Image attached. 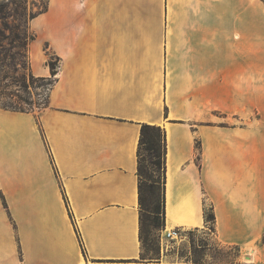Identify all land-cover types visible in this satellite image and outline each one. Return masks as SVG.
I'll list each match as a JSON object with an SVG mask.
<instances>
[{
	"label": "crops",
	"instance_id": "0c3cea01",
	"mask_svg": "<svg viewBox=\"0 0 264 264\" xmlns=\"http://www.w3.org/2000/svg\"><path fill=\"white\" fill-rule=\"evenodd\" d=\"M30 21L48 106L0 107V264H195L145 259L143 124L165 132V227L207 229L264 264V126L254 116L264 0H48ZM200 143V148L197 144Z\"/></svg>",
	"mask_w": 264,
	"mask_h": 264
},
{
	"label": "rangeland",
	"instance_id": "374dc122",
	"mask_svg": "<svg viewBox=\"0 0 264 264\" xmlns=\"http://www.w3.org/2000/svg\"><path fill=\"white\" fill-rule=\"evenodd\" d=\"M48 0H0V13L6 15L4 20L8 24L9 29H16L20 33H27L30 37L32 30L30 29V21L32 17L47 7ZM4 23L1 22L2 27ZM9 33V32H8ZM31 50V47H30ZM39 59H47L59 65V59L46 46L40 49ZM31 56V51H30ZM50 68V67H49ZM255 95L252 97L255 103L254 116L257 128L264 126V59H256L255 64ZM39 87L35 85L28 89L27 97L31 99L33 105L26 106L32 112L48 106V97L51 85L39 83ZM160 164L156 166L153 162L156 158L146 147L141 151V165L145 176L149 179L144 185L143 195L149 211L143 212V231L142 244L143 256L145 259L156 260L158 258L170 257L176 262H198L201 264H217L227 263L236 260L237 250L233 247L222 245L212 228L207 227L203 230L181 229V239L168 241L165 237L169 228L165 227L163 216L164 202V143L160 145ZM158 181V185H152L151 181ZM160 207V216L156 224L152 221L150 211L155 206ZM196 264V263H195Z\"/></svg>",
	"mask_w": 264,
	"mask_h": 264
},
{
	"label": "trees",
	"instance_id": "16d2710c",
	"mask_svg": "<svg viewBox=\"0 0 264 264\" xmlns=\"http://www.w3.org/2000/svg\"><path fill=\"white\" fill-rule=\"evenodd\" d=\"M48 6L41 10L38 14L32 17L35 18L37 15L46 12ZM6 15L0 13V107L18 112H32L30 108L26 106H32L33 102L27 97L29 94L28 89L39 83L44 85H54L57 74L58 65L53 62H48L50 67V77H37L32 72L31 56H30V45L35 40L36 35L32 32L29 37L27 33H20L18 30L9 29L8 24L4 23ZM1 22L4 23L2 27ZM9 32V33H8ZM58 60V59H57ZM50 88V89H51ZM164 143V171H165V132L161 127L143 124L141 128V135L139 140V202L141 209V224L143 231V212L149 211L144 200L143 189L145 183L148 182V178L145 176L142 165H141V151L146 147V150L156 158L153 162L156 166L160 164V145ZM197 148H200V143L197 144ZM152 185L157 186L158 181H151ZM160 207L155 206L151 212L152 221L156 224L161 214ZM163 216L165 223V207L163 202ZM205 222L207 227L212 228L215 232V215L213 207H209L205 212ZM142 238V232H141ZM237 250V249H236ZM238 252V250H237ZM238 255V254H237ZM235 260H232L233 262ZM196 264H201L195 262Z\"/></svg>",
	"mask_w": 264,
	"mask_h": 264
},
{
	"label": "built area",
	"instance_id": "2783aa9c",
	"mask_svg": "<svg viewBox=\"0 0 264 264\" xmlns=\"http://www.w3.org/2000/svg\"><path fill=\"white\" fill-rule=\"evenodd\" d=\"M165 237L167 238L168 241L180 240L182 238L181 231L180 229H171L169 231H166Z\"/></svg>",
	"mask_w": 264,
	"mask_h": 264
},
{
	"label": "bare ground",
	"instance_id": "6f19581e",
	"mask_svg": "<svg viewBox=\"0 0 264 264\" xmlns=\"http://www.w3.org/2000/svg\"><path fill=\"white\" fill-rule=\"evenodd\" d=\"M171 229H172V228H171ZM171 229H169V230H171ZM169 230H168V231H169Z\"/></svg>",
	"mask_w": 264,
	"mask_h": 264
}]
</instances>
